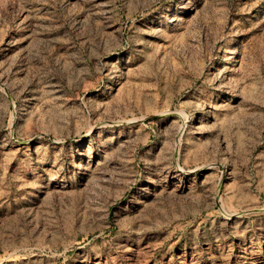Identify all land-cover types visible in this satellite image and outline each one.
<instances>
[{
  "label": "rangeland",
  "instance_id": "rangeland-1",
  "mask_svg": "<svg viewBox=\"0 0 264 264\" xmlns=\"http://www.w3.org/2000/svg\"><path fill=\"white\" fill-rule=\"evenodd\" d=\"M0 264H264V0H0Z\"/></svg>",
  "mask_w": 264,
  "mask_h": 264
}]
</instances>
